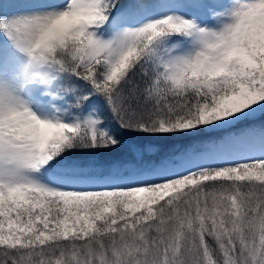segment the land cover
I'll use <instances>...</instances> for the list:
<instances>
[{
    "label": "snow or ice",
    "instance_id": "obj_1",
    "mask_svg": "<svg viewBox=\"0 0 264 264\" xmlns=\"http://www.w3.org/2000/svg\"><path fill=\"white\" fill-rule=\"evenodd\" d=\"M0 264H264V0H0Z\"/></svg>",
    "mask_w": 264,
    "mask_h": 264
},
{
    "label": "trees",
    "instance_id": "obj_2",
    "mask_svg": "<svg viewBox=\"0 0 264 264\" xmlns=\"http://www.w3.org/2000/svg\"><path fill=\"white\" fill-rule=\"evenodd\" d=\"M162 150H166L169 145H159ZM125 159H132V155L127 151L126 148L117 149L116 151L108 154L101 155L97 160L102 164H108L117 162Z\"/></svg>",
    "mask_w": 264,
    "mask_h": 264
}]
</instances>
